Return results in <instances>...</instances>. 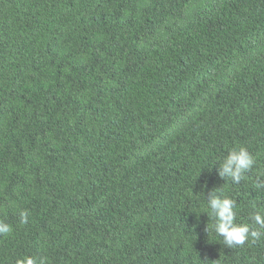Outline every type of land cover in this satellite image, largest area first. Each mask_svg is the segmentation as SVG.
<instances>
[{
	"label": "trees",
	"instance_id": "obj_1",
	"mask_svg": "<svg viewBox=\"0 0 264 264\" xmlns=\"http://www.w3.org/2000/svg\"><path fill=\"white\" fill-rule=\"evenodd\" d=\"M262 174L264 0H0V264H264Z\"/></svg>",
	"mask_w": 264,
	"mask_h": 264
},
{
	"label": "clouds",
	"instance_id": "obj_2",
	"mask_svg": "<svg viewBox=\"0 0 264 264\" xmlns=\"http://www.w3.org/2000/svg\"><path fill=\"white\" fill-rule=\"evenodd\" d=\"M254 164L255 160L246 148H233L220 164L218 175L222 180L228 178L233 183L238 184L246 178L245 173L250 171ZM256 187L258 189L264 188V179L259 180ZM207 204L216 220L213 226L214 230L217 235L223 237L224 243L228 247L243 245L249 240L256 242L264 236V213H254L250 217L252 224H237L234 212L236 202L233 199L219 195L213 190L207 198ZM20 217L22 223H27V212L22 211ZM10 231V225L0 220V233H8ZM16 264H47V262L43 257L25 256L23 259L16 260Z\"/></svg>",
	"mask_w": 264,
	"mask_h": 264
}]
</instances>
